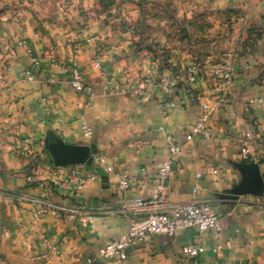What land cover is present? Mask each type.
<instances>
[{
	"label": "crops",
	"instance_id": "0c3cea01",
	"mask_svg": "<svg viewBox=\"0 0 264 264\" xmlns=\"http://www.w3.org/2000/svg\"><path fill=\"white\" fill-rule=\"evenodd\" d=\"M108 1L104 8L100 0H27L24 13L16 8L9 23L0 22V264L96 258L101 247L128 233L133 218L146 215L136 199L156 195L154 180L121 193L118 172L137 176L145 167L154 175L168 159L169 136L184 148L163 202L209 201L223 233L154 237L128 250L130 264H192L182 248L197 244L205 248L199 264H264V190L231 193L245 176L233 164L246 133L253 135L264 179V0H190L183 22L130 0ZM222 61L236 69L235 96L212 117L209 139L185 138L216 103L209 79L186 81L168 95L158 86L128 94L143 78L159 80ZM73 64L91 93L73 88ZM52 143L89 147L90 159L58 166ZM100 157L114 173L99 167ZM73 173L95 180L75 195L64 183ZM42 206L61 212L37 222L33 212ZM73 212L92 216V222L79 225L67 217Z\"/></svg>",
	"mask_w": 264,
	"mask_h": 264
},
{
	"label": "built area",
	"instance_id": "2783aa9c",
	"mask_svg": "<svg viewBox=\"0 0 264 264\" xmlns=\"http://www.w3.org/2000/svg\"><path fill=\"white\" fill-rule=\"evenodd\" d=\"M28 52H31L28 50ZM73 88L80 93H91L84 83L82 72L77 64H73L70 68ZM236 69L231 61L219 63L213 67L195 66L188 72L189 82H197L201 77L210 80L212 88L216 91V103L208 107L201 114L198 122L187 133L185 138L192 141L195 136H203L206 139L211 137L210 123L214 114L225 109L234 98V84L236 79ZM26 78L29 81L35 80L32 71L26 72ZM176 77H161L159 80L148 79L139 81L133 88L128 91L132 95H144L146 91L154 86H158L165 94H170L177 86ZM261 103V100H252L251 104ZM85 136L91 138L93 133L88 125H83ZM169 156L168 159L161 164L154 175L147 168H142L139 175L133 176L127 171L118 172V190L121 193H128L132 190H141L142 187L155 181L156 195L152 201H146L142 197L136 199L135 207L146 212L142 218H133L128 233L121 238L105 244L100 248L96 258H89L84 264H95L97 260L115 261L116 264H130L128 250L140 243L148 242L154 237L176 238L184 235L190 230H196L200 233L208 231L215 232L217 235L223 233V224L221 216L215 211L213 205L207 200H194L187 204L168 205L163 202L164 190L172 178L174 173V165L183 153V144L175 137L167 138ZM253 135L245 134V140L240 151L239 162L244 164H259L253 153ZM99 167H103L107 173H114L115 169L107 162L104 157L98 158ZM202 178V174H198V179ZM90 180H95V175L88 174L80 177L77 173H73L64 181L66 187L75 195H79L86 184ZM60 208H51L42 206L33 212V217L37 222L50 213L59 214ZM73 221L81 226H87L92 222V216L82 215L73 212L67 215ZM205 252L202 245H186L182 248V254L192 264H199L198 258Z\"/></svg>",
	"mask_w": 264,
	"mask_h": 264
},
{
	"label": "rangeland",
	"instance_id": "374dc122",
	"mask_svg": "<svg viewBox=\"0 0 264 264\" xmlns=\"http://www.w3.org/2000/svg\"><path fill=\"white\" fill-rule=\"evenodd\" d=\"M130 1L132 3H138V4H142V5L144 4L148 7H150L152 9L151 11L158 9L163 13L164 16L170 17V18L173 17L174 22L175 21H179V22L185 21V18H183L182 13L188 7V3L191 2L190 0H130ZM100 4L103 5L104 8H106L109 5V1L108 0H100ZM27 7H28L27 0H0V22L9 23L11 21L10 13L12 14V10H16V8H17V9H19V11H23V10L25 11V9H27ZM24 11L22 13H24ZM180 24L181 23H179V25ZM222 62H226V61H222ZM195 66L196 65H193L189 69H192V67H195ZM189 71L186 70L184 73H179L176 76H168V77H176L178 84L175 88H177L181 83H186V81L189 82V79H188V72ZM163 77H165V76H163ZM146 78H143V80L148 79V78L147 79ZM134 86L135 85H132L130 88H133ZM128 94H129V96H132L131 93L128 92ZM137 96H140V95H137ZM233 167H236V166L233 164ZM242 180H243V178H241V180L238 181L234 185L233 190L231 192L232 197H235V195L240 194L238 192V188H239Z\"/></svg>",
	"mask_w": 264,
	"mask_h": 264
},
{
	"label": "water",
	"instance_id": "95a60500",
	"mask_svg": "<svg viewBox=\"0 0 264 264\" xmlns=\"http://www.w3.org/2000/svg\"><path fill=\"white\" fill-rule=\"evenodd\" d=\"M48 148L55 164L58 166L86 163L89 161L91 155L89 147L52 143L48 145ZM234 165L243 171L245 175L238 188V192H250L256 195L262 194L264 190V179L260 174L259 164L235 163Z\"/></svg>",
	"mask_w": 264,
	"mask_h": 264
}]
</instances>
